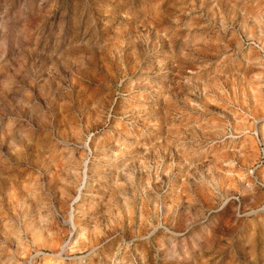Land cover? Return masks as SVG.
I'll return each instance as SVG.
<instances>
[{
	"label": "rangeland",
	"instance_id": "rangeland-1",
	"mask_svg": "<svg viewBox=\"0 0 264 264\" xmlns=\"http://www.w3.org/2000/svg\"><path fill=\"white\" fill-rule=\"evenodd\" d=\"M264 0H0V264H264Z\"/></svg>",
	"mask_w": 264,
	"mask_h": 264
},
{
	"label": "built area",
	"instance_id": "built-area-1",
	"mask_svg": "<svg viewBox=\"0 0 264 264\" xmlns=\"http://www.w3.org/2000/svg\"><path fill=\"white\" fill-rule=\"evenodd\" d=\"M262 153H263V155H262V158L264 157V148L262 147Z\"/></svg>",
	"mask_w": 264,
	"mask_h": 264
}]
</instances>
